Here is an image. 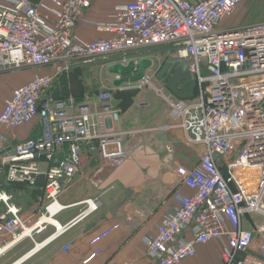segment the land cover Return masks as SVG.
<instances>
[{"label":"built area","instance_id":"1","mask_svg":"<svg viewBox=\"0 0 264 264\" xmlns=\"http://www.w3.org/2000/svg\"><path fill=\"white\" fill-rule=\"evenodd\" d=\"M243 1L127 0L111 20L98 23L110 37L87 42L75 35V28L91 0H0V73L53 69L15 88L0 112V126L10 130L36 119L42 125L40 136L18 142L5 154L1 151L11 144L0 129V249L14 243L0 256L29 238L35 246L23 261L99 210L100 200L89 197L68 223L43 222L26 233L42 217L56 220L69 207L61 198L82 173L88 150H95L99 160L90 174L82 175L89 181L113 172L129 157L125 132L114 127L123 113L115 91L102 89L99 110L93 111L90 102L74 95L48 93L55 79L100 58L172 45L167 59L189 61L197 94L192 99L167 96L170 115L205 151L192 168L177 169L192 193L173 192L172 211L155 235H146L148 252L157 264H182L195 257L197 245L215 241L223 264H264V221L257 220H264V21L220 28ZM128 61L124 57L123 63ZM152 84L146 73L139 86ZM39 179L43 196L32 208L18 204L7 188L12 183L32 188ZM48 227L54 232L37 242L35 235ZM71 247L67 244L64 251Z\"/></svg>","mask_w":264,"mask_h":264},{"label":"crops","instance_id":"2","mask_svg":"<svg viewBox=\"0 0 264 264\" xmlns=\"http://www.w3.org/2000/svg\"><path fill=\"white\" fill-rule=\"evenodd\" d=\"M245 1L233 16L221 23L220 28L249 23L243 22L244 15L241 13V6ZM91 2V7L80 16L75 28V35L87 42L110 37V33L100 28L98 23L111 20L116 7L125 4L127 0H91ZM139 51L130 52L127 56L117 55L107 60L101 59L97 61L98 63L76 65L70 74L55 79L48 93L57 97L74 95L78 100L90 102L93 111L99 110L97 97L104 87L114 91L137 90L134 102L126 109L122 108L121 120L114 126L115 130L125 132L129 157L113 172L100 174L95 181H89L82 175L90 174L99 160L95 150H88V159L82 173H78L69 183L61 198L62 203L69 207L56 217V221L60 224L71 221L83 208L80 202L89 197L100 200L99 210L23 261L20 260L34 248L35 243L29 238L19 242L0 256V264H86L84 261L96 249L100 250L99 254L87 264H157L148 252L146 235H155L160 222L168 212L172 211L174 207L172 194L177 188L186 194L192 193L190 188L180 182L177 169L180 166L186 168L195 166L205 147L191 142L178 120L170 115L166 97L174 99L178 97L157 77L163 63L170 60L167 59V54L163 57V62L147 71L153 77L154 87L149 85L140 88V83L136 88L126 87L131 86L129 84H123L120 88L114 86L113 81L116 76L107 71L108 64L123 62L124 57L128 60L151 57L148 54H137ZM85 68L89 71L82 79L81 70L84 71ZM52 72V68L37 67L0 73V112L15 88L29 82L35 74ZM136 72L137 70H134L129 77H133ZM187 90L191 91V85H187ZM181 91L185 93L182 89ZM196 94L195 87L194 97ZM165 125L170 127L162 128ZM0 129L6 137L7 144L38 137L42 133L39 119L14 130L3 126H0ZM219 163L225 170L221 158ZM9 190L15 194L17 203L26 208H32V205L37 203V199L40 200L43 196L18 186L9 187ZM24 197L28 202L25 203ZM67 210H70L68 215L60 216ZM248 220L250 218L247 219V226L250 225ZM109 230L110 233L100 241L92 243L96 236ZM53 232L54 228L48 227L41 234L36 235L35 239L37 242H42ZM191 236V232L186 233L187 238ZM69 243L72 247L65 252L64 247ZM13 244L2 247V252ZM182 264H223L218 243L211 241L197 245L195 257L184 260Z\"/></svg>","mask_w":264,"mask_h":264},{"label":"water","instance_id":"3","mask_svg":"<svg viewBox=\"0 0 264 264\" xmlns=\"http://www.w3.org/2000/svg\"><path fill=\"white\" fill-rule=\"evenodd\" d=\"M154 66V60L151 57H142L140 59H131L127 63L121 61L108 64L107 71L116 76L113 81L115 87L120 88L123 84H129L131 88H136L138 83L144 78L147 71ZM137 70L133 77L129 74ZM157 77L167 85L168 89L179 99H190L194 97V89L196 80L191 71L189 61L183 60H167L163 63L157 73ZM185 82V83H184ZM187 85H191V91L187 90ZM181 89L185 92L182 93ZM18 142L13 141L1 154L11 151L12 147Z\"/></svg>","mask_w":264,"mask_h":264},{"label":"rangeland","instance_id":"4","mask_svg":"<svg viewBox=\"0 0 264 264\" xmlns=\"http://www.w3.org/2000/svg\"><path fill=\"white\" fill-rule=\"evenodd\" d=\"M241 13L244 15L243 22L264 21V0H246L243 3V5L241 6ZM169 50H170V46H168V45L155 46V47H152V48L142 49L137 54H140V55H143V54L151 55L152 59L155 62L154 66H157L158 64L163 62L162 59H163V57H165V55L168 53ZM156 53H158V54H156ZM98 60H101V58L95 60V62H97ZM102 60H107V59H102ZM81 71H82V74H83L82 75V77H83L82 79H84L85 78L84 74L86 72H88L89 69L86 70V68H85L84 71L83 70H81ZM97 71H98V69H97ZM101 85H103V84H101ZM103 87L104 86H101V88H103ZM104 88H108V87H104ZM21 198H22V196H21ZM24 201H25V203L28 202L27 198L24 197ZM40 202H41V200L37 199V204L40 203ZM69 213H70V210H67L64 213H62V215H60V216H66ZM257 220L258 221H264L263 218H260V217H258ZM35 237H36V235H35Z\"/></svg>","mask_w":264,"mask_h":264},{"label":"trees","instance_id":"5","mask_svg":"<svg viewBox=\"0 0 264 264\" xmlns=\"http://www.w3.org/2000/svg\"><path fill=\"white\" fill-rule=\"evenodd\" d=\"M170 46V50H173V46L172 45H168ZM155 47V46H154ZM148 48H152V47H148ZM72 72V71H71ZM115 97L116 99L120 102V105L122 106V108L126 109L127 107H129L133 102H134V98L137 95V90H124V91H115ZM42 185H43V180L39 179L36 186L30 188L25 184H9L7 186V188L9 189V187H21L24 190H32L34 193H37V195H42L43 194V190H42Z\"/></svg>","mask_w":264,"mask_h":264},{"label":"bare ground","instance_id":"6","mask_svg":"<svg viewBox=\"0 0 264 264\" xmlns=\"http://www.w3.org/2000/svg\"><path fill=\"white\" fill-rule=\"evenodd\" d=\"M56 210V207L53 206L52 207V212H54ZM43 222H50V223H55L57 225H59L60 223H58L55 219H53L52 216H44L42 217L38 222L32 224L31 226H29L28 231L26 232L27 234H29L36 226H39L40 224H42ZM2 252V250L0 249V253Z\"/></svg>","mask_w":264,"mask_h":264}]
</instances>
